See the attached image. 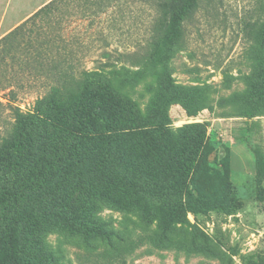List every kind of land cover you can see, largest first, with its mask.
I'll return each instance as SVG.
<instances>
[{"label":"rangeland","instance_id":"obj_1","mask_svg":"<svg viewBox=\"0 0 264 264\" xmlns=\"http://www.w3.org/2000/svg\"><path fill=\"white\" fill-rule=\"evenodd\" d=\"M178 11L164 0H55L0 39V155L13 108L32 113L53 92L71 105L94 72L116 81L148 128L162 87L185 89L188 100L166 109V129L176 141L202 128L201 161L184 182L166 188L153 163L148 181L119 182L112 199L93 192L109 237L47 226L42 250L55 264H264V0H195L174 35ZM162 152L157 145L154 160ZM7 186L0 167V202Z\"/></svg>","mask_w":264,"mask_h":264},{"label":"trees","instance_id":"obj_2","mask_svg":"<svg viewBox=\"0 0 264 264\" xmlns=\"http://www.w3.org/2000/svg\"><path fill=\"white\" fill-rule=\"evenodd\" d=\"M164 1L179 8L169 32L177 35L195 0ZM163 39L170 46L171 37ZM150 45L154 49L157 43ZM91 76L90 86L71 105H57L53 92L39 98L32 113L13 108L16 129L0 155L3 181L8 185L0 205L21 202L23 208L0 209V264H55L42 250L43 231L51 224L81 233L86 241L109 237L111 232L94 217L93 192L112 199L108 191L117 183L132 184L143 177L148 181L150 165H155L163 185L170 188L187 180L201 161L199 125L184 128L176 141L166 129V109L174 101L188 100L185 89L170 83L162 87L167 93L152 107L156 123L148 128L136 105L117 92L113 78L97 72ZM77 117L81 120L76 121ZM157 145L163 152L156 161L152 151ZM94 182L103 187H93ZM36 206L41 209L33 211ZM16 233L19 246L13 242Z\"/></svg>","mask_w":264,"mask_h":264},{"label":"crops","instance_id":"obj_3","mask_svg":"<svg viewBox=\"0 0 264 264\" xmlns=\"http://www.w3.org/2000/svg\"><path fill=\"white\" fill-rule=\"evenodd\" d=\"M53 0H0V39Z\"/></svg>","mask_w":264,"mask_h":264}]
</instances>
